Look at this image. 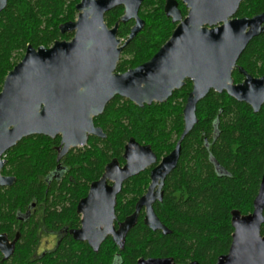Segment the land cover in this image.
<instances>
[{
    "label": "trees",
    "instance_id": "trees-1",
    "mask_svg": "<svg viewBox=\"0 0 264 264\" xmlns=\"http://www.w3.org/2000/svg\"><path fill=\"white\" fill-rule=\"evenodd\" d=\"M81 0H8L0 12V91L5 76L17 64L28 45L33 48L50 47L55 41H68L72 33L61 34L59 26L77 17L76 5ZM264 13V0H243L235 18H251ZM186 12H182L184 16ZM121 9L105 15V23L112 28L122 17ZM145 26L122 50L116 67L124 73L148 60L170 38L174 25L163 11H140ZM131 22L119 24L117 37L127 39ZM253 77L264 76V34L249 42L237 61ZM234 83L243 76L233 71ZM191 84L188 83L165 103L138 107L116 97L105 107L94 124L105 134L104 139L92 137L84 149L71 150L65 157L71 168L66 180L44 194L40 176L55 164V153L49 148L58 140L35 136L11 149V157L3 174L13 175L12 187L0 188V233L20 238L13 256L1 264H112L114 255L121 254L122 264H135L139 258H172L183 264H215L218 257L228 252L233 229L231 212L247 215L253 210L264 174V105L258 113L239 103L226 93H210L197 104V124L181 143L177 168L167 179L161 202L153 205L162 225L170 232L150 231L142 222L127 235L122 251L111 240H106L98 252L86 244L66 239L52 254L31 262L37 246V220L20 224L18 211L36 202L47 205L45 224L49 229L70 223L78 227V200L88 185L99 179L106 164L116 159L124 163L122 154L129 139L149 145L157 161L169 154L183 131V115ZM218 122V139L213 142L214 127ZM226 173L218 177L215 167ZM147 173L124 182L117 197L116 216L122 221L134 211L137 200L148 185ZM264 215V212H263ZM264 236V224L261 226ZM1 260V259H0Z\"/></svg>",
    "mask_w": 264,
    "mask_h": 264
},
{
    "label": "water",
    "instance_id": "water-1",
    "mask_svg": "<svg viewBox=\"0 0 264 264\" xmlns=\"http://www.w3.org/2000/svg\"><path fill=\"white\" fill-rule=\"evenodd\" d=\"M141 0H81L75 7L77 17L59 26L61 34L73 33L69 41H55L52 46L28 45L24 56L7 73L0 91V187L12 186L15 179L1 175L3 156L22 139L31 136H60V159L70 148H82L90 135L104 138L94 118L102 115L115 97L138 107L167 102L175 91L192 84L182 110L183 131L174 149L157 158L149 145L133 138L124 147L120 166L117 160L106 165L101 179L90 185L88 195L77 205L82 214L80 229L74 238L88 241L98 252L111 236L122 244L144 209V224L151 231L170 232L156 216L153 205L162 201L165 178L176 168L181 143L197 124L196 107L213 91L251 107L258 113L264 105V76L254 78L237 61L254 38L264 34V13L251 18H235L243 0H183L188 8L181 19L179 12L165 10L172 22H178L170 38L147 62L117 73L122 49L145 25L138 16ZM7 0H0V12ZM123 5L122 17L112 28L105 15ZM134 21L127 39L117 38L120 23ZM244 76L234 83V69ZM150 185L137 201L134 212L115 229L116 196L130 178L152 165ZM107 181L112 182L109 186ZM250 214L231 212V245L216 264H264V174ZM14 243L0 235V253L8 259ZM136 264H175L172 258L139 259ZM189 264H198L192 262Z\"/></svg>",
    "mask_w": 264,
    "mask_h": 264
},
{
    "label": "flooded vegetation",
    "instance_id": "flooded-vegetation-1",
    "mask_svg": "<svg viewBox=\"0 0 264 264\" xmlns=\"http://www.w3.org/2000/svg\"><path fill=\"white\" fill-rule=\"evenodd\" d=\"M8 1V0H7ZM7 5V4H6ZM121 9V11L122 12H124V10H125V7L123 6V5H120V6H117V7H115L114 9ZM114 9H112V10H114ZM162 10L163 11V13H164V15H165V17L167 18V19H169L170 20V23L171 24H173L174 25V28H173V31H174V29L176 28V26H177V24H178V22H172V18L171 17H168V16H166V13H165V10L167 9V10H169V11H175V10H177L178 12H179V15H180V17H181V19H184L186 16H187V12H188V8L186 7V3H184V1L183 0H141L140 1V6H139V10H138V16L140 17V15H139V13H140V11H147V12H152V11H155V10ZM111 10V11H112ZM110 12V11H109ZM108 12V13H109ZM182 12H186V14L183 16L182 15ZM107 14V13H106ZM141 18V17H140ZM142 19V18H141ZM143 20V19H142ZM144 21V20H143ZM129 22H131L132 24H131V26H130V30H131V28L133 27V25H134V21H129ZM128 23V22H127ZM144 23H145V21H144ZM121 24H123V23H121ZM145 26V25H144ZM118 28H119V26H118ZM144 28V27H143ZM172 31V32H173ZM129 33H130V31H129ZM73 34V33H72ZM118 38V37H117ZM119 39V38H118ZM71 40V39H70ZM121 40V39H120ZM126 39H124V40H121L122 41V43L121 44H123V42L125 41ZM62 41H65V40H62ZM69 41V40H68ZM123 50V49H122ZM24 53H25V51H24ZM121 53H122V51H121ZM121 55V54H120ZM24 56V55H23ZM237 68H239V66L237 65ZM234 69L233 71H238V69ZM242 68V67H241ZM244 70V69H243ZM245 71V70H244ZM246 72V71H245ZM233 73V72H232ZM239 73V72H238ZM247 73V72H246ZM248 74V73H247ZM249 75V74H248ZM243 76V75H242ZM251 76V75H250ZM253 77V76H252ZM254 78H259V77H254ZM243 80H244V76H243ZM242 80V81H243ZM188 81L189 80H186V82H185V85L188 83ZM190 82V81H189ZM241 83V82H240ZM190 84H191V82H190ZM184 85V86H185ZM183 86V87H184ZM182 87V88H183ZM191 89H192V84H191ZM116 98V97H115ZM114 98V99H115ZM113 99V100H114ZM113 100H111V101H113ZM110 101V102H111ZM186 103V102H185ZM95 119V118H94ZM93 122H94V120H93ZM94 126H95V124H94ZM95 127H97V126H95ZM183 127H184V123H183ZM213 127H214V139H213V142L214 141H216L217 139H218V136H219V133H218V127H219V124H218V122L216 121L214 124H213ZM97 128H100V127H97ZM101 129V128H100ZM102 130V129H101ZM103 132V131H102ZM105 135V134H104ZM31 137H35V136H31ZM31 137H27V138H24V139H22L20 142H22V141H24V140H26V139H28V138H31ZM41 137H45V136H41ZM92 137H95V138H98V137H96V136H92V135H90L89 136V138H88V141L92 138ZM106 137V136H105ZM104 137V138H105ZM45 138H48L49 140H50V142H54V141H56V140H58V143H57V145H52L49 149L50 150H53V152L55 153V164H54V166L51 168V169H49L46 173H45V175H42V176H40V178H39V180H38V182L41 184V185H43L44 186V194L46 195V194H48V193H50L51 194V192H53V190H52V187L54 186V185H56V186H58L59 184H61L62 182H64L66 179V181L67 182H72L73 181V179H72V177H69V173L71 172V168H69L67 165H66V163H65V161H64V159H65V157L69 154V152L71 151V150H75V149H84L87 145H88V141H87V143H86V145L84 146V147H82V148H70L69 150H68V152L66 153V154H64L60 159H58V157H59V154H60V152H61V150H62V147H61V145H60V140H61V138H60V136H57V137H55V138H49V137H45ZM104 138H99V139H104ZM20 142H18V143H20ZM17 143V144H18ZM176 144V143H175ZM175 147V146H174ZM14 148V147H13ZM12 149V148H11ZM11 149H9L5 154H4V156H3V161H4V166H3V168H2V170H1V175H3V176H5V177H11V178H14L15 179V181H14V183H13V185L15 184V182H16V178L13 176V175H5V174H3V169L6 167V165L8 164V162H9V160H10V157H11V154H10V152H11ZM124 152V151H123ZM181 154V153H180ZM123 155V154H122ZM168 155V154H167ZM180 158V157H179ZM114 160H116V159H114ZM118 161V160H117ZM179 161V160H178ZM111 162V161H110ZM109 162V163H110ZM119 162V161H118ZM160 161H157V164L159 163ZM157 164L156 165H152L151 167H149L148 169H146L145 171H143V172H141V173H139L138 175H136V176H134V177H137V176H140V175H143V174H145V173H147V175H148V180H149V182H148V185H147V187H146V189H145V192L143 193V195L147 192V189H148V187H149V185H150V172H151V170L152 169H154L156 166H157ZM107 165V164H106ZM106 165H105V167H104V169H103V172H102V175L99 177V179H97V180H95V181H93V182H91L89 185H88V188H87V190H86V193H85V195L83 196V197H81L79 200H78V202H77V205H78V203L82 200V199H84L87 195H88V191H89V188H90V185L92 184V183H94V182H97V181H99L100 179H101V177L103 176V174H104V172H105V168H106ZM119 165L120 166H123L124 165V163H120L119 162ZM177 165H178V163H177ZM215 167V173H216V175L218 176V177H222V176H225L226 175V173L224 172V171H222L221 169H219L216 165L214 166ZM176 168H177V166H176ZM175 168V169H176ZM174 169V170H175ZM174 170L165 178V181H164V185H163V188H162V194L164 193V187H165V183H166V181H167V179L170 177V175L174 172ZM133 178V177H132ZM131 179V178H130ZM107 184L109 185V186H111L112 185V182H109V181H107ZM12 185V186H13ZM12 186H5V187H0V188H9V187H12ZM123 186V185H122ZM119 195V194H118ZM118 195L116 196V204H117V197H118ZM142 195V196H143ZM141 196V197H142ZM140 197V198H141ZM139 198V199H140ZM163 198V197H162ZM138 199V200H139ZM137 200V201H138ZM137 203V202H136ZM77 205H76V214H77V216H78V218H79V225H78V227H71V225H70V223H68L67 225H61V227H56L55 229L54 228H51V229H49L48 227H47V225L45 224V222H44V220H45V215H46V208H47V205H45V204H43L42 203V206H39L36 202H32V203H30L29 205H27L26 206V208L24 209V211H18L17 213H16V219H17V221L20 223V224H27L30 220H32L33 218H34V220H37V223H38V228L36 229V231H35V237H36V240H37V246H35L34 247V249H33V253H32V255H31V259H30V261L31 262H36V261H39L40 260V258H42V257H44V255H46V254H52V253H54V252H56V250L61 246V244H62V242L64 241V240H66V239H70V240H72V241H74V242H78V243H83V244H86L88 247H89V249H92V247L90 246V244L88 243V241H80V240H76L75 238H74V235H73V232L74 231H76V230H78V229H80V227H81V219H82V214H80V213H78V211H77ZM136 205V204H135ZM134 208H135V206H134ZM115 209H116V205H115ZM134 212V211H133ZM133 212L130 214V215H132L133 214ZM130 215H128L127 217H129ZM127 217H125V219L127 218ZM142 217V222H143V224H144V217H145V211H144V209H142L140 212H139V214H138V218H137V223H138V221H139V219ZM125 219H123L122 221H118L117 220V216H116V210H115V221H114V227H115V229H117L118 228V226H119V224L120 223H122ZM137 223H136V225H137ZM135 225V226H136ZM145 225V224H144ZM134 226V227H135ZM133 229V228H132ZM149 229V228H148ZM150 230V229H149ZM131 231V230H130ZM151 231V230H150ZM153 232V231H152ZM156 232V231H155ZM159 232H161V231H159ZM162 233V232H161ZM129 234V233H128ZM127 234V235H128ZM0 235H5L6 236V239L8 240V243H14V251H15V248H16V243H17V241L19 240V238H20V234H19V232L17 231L16 233H15V235H14V237H12V238H9V236H8V234H6V233H0ZM127 237V236H126ZM111 240L115 245H116V248H117V250L118 251H122L123 250V247H124V243L122 244V242L121 243H118V242H114L113 241V238L111 237V236H109V237H107L105 240H104V242L106 241V240ZM126 239V238H125ZM232 240V239H231ZM103 242V243H104ZM124 242H125V240H124ZM102 243V244H103ZM101 244V245H102ZM101 245H100V247H101ZM230 245H231V243H230ZM99 247V248H100ZM229 248H230V246H229ZM229 250V249H228ZM14 251H13V254H14ZM98 251H99V249H98ZM96 253V252H95ZM228 253V252H227ZM226 253V254H227ZM13 254L8 258V259H6V260H4L3 259V255L0 253V264L1 263H4V262H7L12 256H13ZM226 254H224V255H226ZM223 256V255H222ZM142 258V257H141ZM141 258H139V259H141ZM138 259V260H139ZM142 259H145V258H142ZM147 259H150V258H147ZM153 259H166V258H153ZM137 260V261H138ZM114 262H112V264H122V262H121V254L120 253H116L115 255H114V260H113ZM137 261L135 262V264L137 263ZM173 262L175 263V264H178V263H176L174 260H173ZM192 262H196V261H192ZM192 262H189V263H192ZM217 262V261H216ZM189 263H183V264H189ZM198 263V262H197ZM199 264V263H198ZM216 264V263H215Z\"/></svg>",
    "mask_w": 264,
    "mask_h": 264
},
{
    "label": "rangeland",
    "instance_id": "rangeland-1",
    "mask_svg": "<svg viewBox=\"0 0 264 264\" xmlns=\"http://www.w3.org/2000/svg\"><path fill=\"white\" fill-rule=\"evenodd\" d=\"M23 55H24V53L22 54V56L20 57V59L17 61V63L20 62V60L22 59ZM120 56H121V55H120ZM119 60H120V58H119ZM249 214H250V213H249Z\"/></svg>",
    "mask_w": 264,
    "mask_h": 264
}]
</instances>
